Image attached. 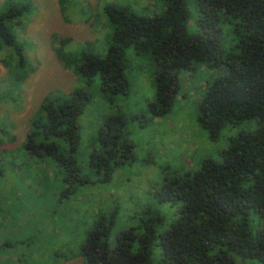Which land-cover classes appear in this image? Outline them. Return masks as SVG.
<instances>
[{"label": "trees", "instance_id": "1", "mask_svg": "<svg viewBox=\"0 0 264 264\" xmlns=\"http://www.w3.org/2000/svg\"><path fill=\"white\" fill-rule=\"evenodd\" d=\"M162 1L165 7L151 14L105 3L110 31L103 53L91 40L72 51L67 48L69 37L54 38L57 59L84 85L67 92L50 91L31 114L18 145L9 146L15 136L7 118L0 119V186L11 168L32 172L37 165L50 168L52 180L61 186L56 188L61 200L82 185L111 181L131 157L132 144L123 138L124 116L114 113L103 118L83 164L78 162L79 120L90 103L88 86L94 80L102 92L117 94L126 89L128 50L155 63L151 109L158 114L174 103L182 71L193 63L212 64L223 70L207 85L197 105L200 124L212 139L227 124L255 118L256 128L231 137L221 160L203 159L197 170L168 178L154 190L160 205L175 207L167 227L160 209L148 206L112 237L116 211H100L76 254L82 264H236V258L264 263V0ZM58 2L66 18L69 1ZM31 5V0L0 4L1 61L16 87L31 73L26 43L17 31ZM228 30L225 42L223 33ZM7 214L14 221L11 211L0 205V264L62 260V251L39 252L38 258L30 254L38 250L36 232L8 238ZM156 242L161 246L157 259Z\"/></svg>", "mask_w": 264, "mask_h": 264}, {"label": "rangeland", "instance_id": "2", "mask_svg": "<svg viewBox=\"0 0 264 264\" xmlns=\"http://www.w3.org/2000/svg\"><path fill=\"white\" fill-rule=\"evenodd\" d=\"M66 18L60 11L58 0H31V11L22 19L18 37L25 41V55L29 76L20 87L11 83L10 73L2 63L0 54V119L15 136L9 146L18 145L29 126V118L50 91H70L84 85L73 71L62 66L54 47L55 37H69L68 49L76 50L86 40L94 41L96 50L104 52L110 27L103 13L105 3L129 5L142 14L160 12L165 2L160 0H68ZM2 0H0L1 4ZM195 12H192V18ZM193 31L197 30L194 25ZM223 33V41L229 36ZM5 53V52H3ZM125 76L128 86L121 93L102 92L97 80L89 86L90 103L79 120L80 147L78 162L93 149L99 124L105 116L120 113L125 118L123 138L132 144L131 157L115 171L109 182L82 185L62 200L57 195V180L47 167L33 166L30 170L11 168L0 186V205L6 208L8 238H23L33 234L38 250L30 254L62 251V260L56 264H82L76 254L87 230L98 212L115 209V232L125 228L132 217L152 206L160 209L167 227L175 217V207L159 204L154 190L175 175L193 172L203 159L221 160V152L231 137L240 131L256 128V119L227 124L215 139L198 121V103L207 85L222 68L208 63H193L182 71L178 91L169 111H152L155 100V63L144 55L127 52ZM44 168V169H43ZM34 177H30L29 174ZM57 178V177H56ZM96 177H92V180ZM55 196L53 197V194ZM10 218V219H9ZM161 246L155 245L156 259ZM68 256V258H67ZM36 264H40L36 261ZM44 264V263H43ZM50 264V263H49ZM236 264H264L258 259H238Z\"/></svg>", "mask_w": 264, "mask_h": 264}]
</instances>
